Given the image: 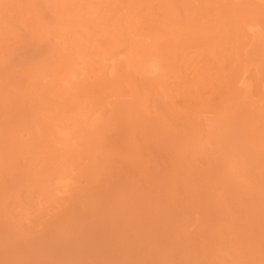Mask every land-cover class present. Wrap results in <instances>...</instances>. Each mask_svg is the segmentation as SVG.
Segmentation results:
<instances>
[{
  "label": "bare ground",
  "instance_id": "1",
  "mask_svg": "<svg viewBox=\"0 0 264 264\" xmlns=\"http://www.w3.org/2000/svg\"><path fill=\"white\" fill-rule=\"evenodd\" d=\"M136 1L135 5H131L132 8L139 6L140 11L144 9L143 13L146 16H144L146 21L142 29L144 31L134 35L138 34L136 37L140 36V38L132 37L134 32L131 36V30L129 31L128 24L126 25L133 18L126 19L125 15L117 14L113 7L110 19H107L104 24H111L110 28L114 27L112 30L106 29L110 32L107 31L105 40L102 42L104 51L100 52L102 53L100 57L99 52L92 55L85 52L83 54L82 48L89 46L88 33L83 38L84 43L82 42L81 46L77 44L79 48L77 45H75L77 47L68 48L69 45L59 41L47 43V47L44 48V50L47 48L45 57L51 65L47 66L44 73H41L43 80L39 78L40 76L42 78V75L36 79L33 93L39 97H35L39 100V102L36 100L38 105L45 110L50 105H60L57 103L64 105V102L68 104L71 102L75 113L71 115L72 119L70 117L67 121L71 120L69 122L72 127L69 122H62L65 121L64 118L61 121L63 124L60 123L63 126L59 124L60 128L56 125L54 128L50 127L48 123V125L41 124L36 129H33L36 126L32 128L31 125L32 129L26 125L16 130H13V127L9 128V125L5 126L6 128H0V217L7 215L8 226L10 223L15 224L16 227L21 224L16 228L20 233H22L21 227L34 228L39 236L34 232L36 236L32 242H37L39 246L41 242L40 240L38 242V237L40 239L48 232L55 246L58 243L57 238L61 239L60 247L62 248L66 245L67 238L73 237L71 235L76 229H79L78 232L81 233L88 226L92 228L96 224L93 230L99 227L98 230H100L104 226L105 230L110 228L112 230V227H115L120 220H122L120 225L126 229L125 232L130 231L134 234L132 237L147 235L155 238L156 236L155 239L159 241L162 236L157 225L162 226L164 233H166L165 230L168 233L169 228L177 229L179 225L177 222L185 218L174 222L171 217L176 210L171 217L168 213L167 216L170 217H167L168 222L176 224L174 226L171 223L173 226L169 225V227L168 222L165 221L167 213H163L169 210V208L166 210L165 204L174 202L175 197L172 196L174 187L171 183L179 184L176 178L174 179V175H181L182 180L185 179L183 183L190 186V188H184L183 185L180 188L181 192L188 189L195 194L189 193L191 194L189 195L182 192L185 197L184 208L187 207L188 211L206 207L209 209L208 207L214 204L216 208L218 207L217 212L213 213V207H210L213 212L206 210L215 215L218 213L216 220L220 219L222 222L227 220L228 216L232 221H235L234 218L239 220L244 218L241 221L245 224L244 226L241 224L242 229L238 231L242 230L241 237L253 244L252 247L250 244L249 246L247 243L244 244L242 264H260L259 256H257L260 247L258 241L261 239L264 241V0ZM114 2L117 1L114 0ZM128 7L130 6L127 5L124 10L129 13ZM124 10L121 9L122 12ZM131 10L130 12L133 13L137 8ZM88 25L91 26V23L87 24L86 28ZM139 33L143 34L139 35ZM121 52L125 56L121 58L122 60L117 59V56L122 55ZM83 55L90 56L89 60L88 58L86 60L89 65L94 64L93 70L90 66V71H87L88 65L81 62L83 69L87 68L82 70L77 61H82L85 58ZM91 60L94 61L91 62ZM7 66L3 68L7 70ZM87 95L90 96L86 98ZM83 96L84 104L80 100L83 104L81 105L79 98ZM51 128L54 131L59 129L55 131L58 135L53 133ZM22 133H25L26 137ZM177 179L180 181L178 177ZM165 183L170 184V188L173 187L168 189L171 191L164 189ZM36 189L39 190L38 197H35ZM53 189L57 192H53ZM23 191L27 194H23ZM163 192L167 197L168 192L171 193L169 194L170 197L172 196L170 202H167L170 197L165 199ZM217 192L222 195L219 196L220 193L218 195ZM192 194L195 196L194 199ZM185 195L191 196L193 200L196 197L198 199L188 204L186 201H190V197L188 200ZM26 197L34 201L31 207L35 203L34 206L37 209L35 207L34 210L29 205L28 207L25 205V201L29 203ZM178 200L176 201L181 202ZM9 201L13 202V209L8 208L9 212L12 213L18 208L13 214L16 219L17 217L23 219L22 223L27 224L26 226L19 223L20 219V221H17L18 219L13 221L14 215L7 213ZM180 206L176 205L174 208ZM19 208L25 210L20 211ZM60 208L62 210H58ZM218 209L221 210L218 212ZM243 210L245 212L242 216ZM171 211L168 212L172 213ZM200 211H198L199 214L202 213ZM226 211L227 213H224ZM163 215L165 218L161 221ZM170 219L172 221H169ZM174 219L176 220L177 217ZM4 221L0 222V227L5 226ZM232 221L230 224L233 223ZM241 221L234 223L240 224ZM187 222H189L188 219ZM41 225L45 226L48 232L44 228L40 230L38 227H42ZM83 225H86V228ZM117 226L115 229L118 228ZM123 226L118 229L123 231ZM13 227L11 230L14 232L16 229L14 230ZM36 228L39 229V233L35 230ZM91 228L88 227L87 230ZM172 229L169 234L172 236L178 234V232L172 234ZM70 230L74 232L70 233ZM6 232L8 234L7 230ZM65 232L69 233L68 237L67 234L64 236ZM111 232L113 233V230ZM111 232L109 231L108 234ZM115 232L112 236L118 231ZM98 233L101 236L103 234L99 231ZM122 233L120 232L121 235ZM0 234V239L6 236L5 231L3 233L0 231ZM47 235L46 240L42 238L45 244L48 240ZM108 236L105 237L106 241ZM120 236L117 235L122 241L125 236L122 239ZM20 237L18 239L22 238ZM7 238H9L7 242L3 241V248L0 242L2 257L8 253L10 257L17 255L10 250V247L14 251L18 249V254L22 247V257L26 258L24 255L27 254L28 259L32 251L34 253L36 250L32 248L33 245L36 246V243L33 244L31 240V249L30 244L27 245L31 250L28 254L26 240H22L25 245L19 243L21 244L19 248L15 244L16 249L15 246L12 247L16 240L12 241L10 236ZM148 239L149 248L146 246L145 250L151 248L152 240ZM250 239L255 241H249ZM105 240L101 243L102 239H100V245L104 244ZM119 240L116 241L119 243ZM124 240L122 243H126V238ZM111 241L112 239L108 242ZM50 242L44 246H48ZM115 243L113 240V244ZM136 244L134 243L135 246ZM39 246L37 245V251L41 253ZM7 247L11 252L6 253ZM40 247L43 248V246ZM53 247L50 248L53 250L52 253L55 252ZM102 247L103 245L100 248ZM138 247L142 251L140 249L143 247L142 244ZM69 248L70 246L63 251ZM104 248H107L106 245L102 249ZM131 248L134 251L133 247ZM44 249L46 252L48 248ZM145 250H143L144 254ZM100 251H98L99 254ZM127 251L130 252L129 249ZM42 254H44L43 251ZM45 254H48L47 257L49 254L52 255L51 252ZM19 256L15 258L21 260L22 257L19 258ZM129 256L127 252L126 258ZM10 257V260L7 258L9 263L13 259ZM34 257L37 258L34 255L31 259L34 260ZM44 257L45 260L46 256ZM96 257L99 259L101 256ZM15 258L14 261H16ZM107 258H111V261L115 258L116 261L119 259V257L112 259L110 256ZM4 261L7 262L6 258ZM34 261L39 262L37 259ZM119 261L120 259L117 264ZM99 262L100 260L98 264Z\"/></svg>",
  "mask_w": 264,
  "mask_h": 264
},
{
  "label": "rangeland",
  "instance_id": "2",
  "mask_svg": "<svg viewBox=\"0 0 264 264\" xmlns=\"http://www.w3.org/2000/svg\"><path fill=\"white\" fill-rule=\"evenodd\" d=\"M115 1H117V2L115 3L114 0H110V1L109 0H0V82H1L0 83V85H1L0 86V128H3L5 126L8 127L7 125H9V128L13 127L12 129L16 130V128L18 129V127H21L23 125H24V127H25V125L27 127L31 125L32 128L36 126L35 128H33V129H36L41 124L44 125L47 123L50 124V127L53 126V128H54V125H56V127L59 126V124L61 123L62 120H64V118H65V121H62L64 123H66V122L68 123L69 121H71V120L67 121L68 119H70L71 115L75 113L74 107L72 106V104H70L71 102H69V104L64 102L65 103V104L63 103L64 105H62V103H57L60 105H50L48 107V109L45 110V108H43L42 106L40 107L38 105L39 100L36 98H39V97L38 96L36 97V94L33 93L34 87H35L34 83H35L36 79L40 75H42L41 73L45 72V69L48 68L47 66L50 67V65H51V63H49L50 61H48L45 57V55H46L45 51L47 48L45 50H44V48L47 47V45H48L47 43H53L55 41L56 42L57 41L62 42L65 45H69V46L71 45V47L68 46V48H73L77 44H79L81 46L84 43L83 41H85V40H83V38L88 33L90 36V39L88 40L89 46L82 48L83 54L85 52V54L90 53L92 55L94 53L98 54V52H99V57H100V55L102 56V53H100V52L104 51V50H102V42L105 40V36L107 35L106 34L107 31L110 32L109 29L112 30V28L114 27L113 26L112 28H110L111 24H108V25L104 24L107 19L108 20L110 19L113 7H115L117 14L125 15L126 19H127V17H130V20H131V18H133V20L129 21V23H126V22L125 23H126V25L128 24L127 27L129 28V31L131 30L130 31L131 36L133 34L132 32H134L132 37H135L137 39L140 38V36L136 37V36H138V34H136V36H134V35H135V33L139 32V31L141 33V31L144 27L143 23H144V21H146L145 13H143L144 9L142 11H140L138 8L139 6H138V7H136L137 8L136 12L133 11L136 8L133 7L134 8L133 9L131 5H133V4L135 5V3L138 2L136 0H134V2H132V0H124L123 2H122V0H115ZM109 2H111V3H109ZM128 3H130V5ZM109 5H111V6H109ZM127 5L130 6V7H128L129 13L126 12V10H124V8L127 7ZM117 8H119V9H117ZM120 8L123 9L124 11L122 12ZM130 10L133 11V13H131ZM55 11H56V13H55ZM124 12H126V14H124ZM54 13H55V15H54ZM131 16H134L136 21H135L134 17H131ZM89 20H90L91 26L88 25L89 28L87 26V28H88V31H87L86 25L90 24V23H88ZM144 25H145V23H144ZM107 28H109V29L106 30ZM140 33H139V35L143 34V33L142 34H140ZM79 45H77L78 48H79ZM77 46H75V47H77ZM80 52H81V50H80ZM82 52H81V54H82ZM84 57L85 58L82 61L81 60L77 61L78 64L81 65V67H82L83 65L81 62H85L86 66L88 65L87 66L88 69L85 67L87 69V71L89 70L90 66H92V69L91 68L90 69L93 70L94 64L92 63V65H89L88 64L89 62H87L89 60L90 56H88V57L84 56ZM86 58H88V60H86ZM118 58H120V59L125 58V56L122 53V55L120 54L119 56H117V59ZM93 61L91 60V62H93ZM1 63L3 66L1 65ZM5 63L7 65L8 64L9 65L7 66ZM6 66H7V70L5 68H3ZM84 69L82 67V70H84ZM110 69L111 68H109V70ZM132 69L134 71V68H132ZM39 78L41 80H43V75H42V78H41V76ZM36 91H38V90H36ZM100 92H102V91H100ZM88 96H90V95H87L85 97L87 98ZM97 96L98 95H96V97ZM82 99L84 100V96L82 98H79V101ZM94 99H95V97H94ZM36 100H38V102ZM83 100H82V102L84 104ZM87 102L88 101H86V103ZM80 103H81V101H80ZM83 104L81 103V105H83ZM69 105H71V106H69ZM87 107L88 106H86V108ZM70 109H72L73 113ZM71 119H72V117H71ZM61 124H63V123H61ZM61 124H60V126H61ZM69 124H71V122H69ZM2 125H4V126H2ZM31 126H30V129H32ZM60 126H59V128H60ZM111 126L113 127V125H111ZM111 126H109V127H111ZM70 127H72V124L70 125ZM20 129H22V128H20ZM23 129H25V128H23ZM58 130L59 129H55V131H58ZM55 131L53 130L52 132L54 133ZM19 133H20V131H19ZM56 133L58 135V132H55V134ZM22 134H20V135L22 136ZM23 135L25 136V133ZM54 137H55V135H54ZM198 160L199 159H197V161ZM174 162H175V160H174ZM175 164H176L175 166H177V163H175ZM202 167H204V165ZM199 169H200V167H199ZM177 177L179 178L180 181H178ZM172 178L173 177H171V179ZM174 179L177 180L176 182L179 183V184L177 183L178 185H174V182L173 183L169 182V181H171L170 178H169V181L168 180L167 181H168V183H171L172 186L174 187V189H172V192H173L172 196L175 197V198L173 197L174 202L176 200H178L177 198H179L178 201L181 200V202L176 201L174 203L171 201L172 204L168 205L167 202H170V200H172V196L171 197L169 196V194H171L170 192H168L169 193L168 197L166 195L164 196V192H165L164 191L163 196L165 197V199H167L169 197H170V199H168L169 201L164 199V202L167 204H165L164 202L163 203L165 204L166 210H167V208H169L168 211L172 210L171 211L172 213H170L168 211L165 212L163 206H162L163 207L162 209L164 211L163 212L164 214L167 213L166 218L169 216L171 217L172 216L171 214H173V211L176 210L174 215H176L177 219L176 220L174 219V218H176V217H174V215H173V217H171V218H173L172 220L174 222H176L177 220L179 221V219H183L185 217L182 221L180 220V222H177V225L178 224L182 225L184 222L183 226L185 225V227L178 225L177 226L178 228L175 227L177 229L169 228L171 225L173 226V224H174V226H176V224L173 222H171L173 224L168 222V219L170 217L166 219L165 215H163V218L161 217V221L165 218V221L168 222V226L169 225L170 226L168 227L165 224L166 227H168L169 229L166 228L165 226H163L164 228L168 229V233H167V230H165V229L164 230L166 233H164L163 229H161L162 226L160 227L159 225H157V229L159 228L158 230L160 232V236H162V238L160 236H158V238L159 237L161 238V239L159 238V241L157 239H155V238H157L156 236H155V238H153V236H151L152 239L150 236H147V235H146L147 239H146V236L140 237L137 235V237H136V235H135L132 237V235H134V234L130 233V231L128 233L125 232L126 229L124 228L123 225H120V223H122V220H120L118 222L119 224L118 223L117 224L120 225L121 227L123 226V228H122L123 231L119 230L121 227L119 228V226H117V224H115V222L113 224H115L119 229L118 228H117L118 230L115 229L116 226L115 227L113 226L114 228L112 227L113 233L115 231H118L117 234H114L116 239L114 238V236H112L113 233L111 232L112 231L111 228L109 230L108 229L105 230V226H104V228L101 227L103 230L102 229L98 230L100 227L99 228L97 227L98 229L93 230L96 228V224H94L95 226L92 228L90 226H88L89 225L88 224L87 226L89 228H91L92 230L91 229L87 230L88 229V227H87V229H84V232L80 230L81 233H79L78 232L79 229L77 230L76 229L77 227L74 226V227H76L75 228L76 231L74 229L75 233H73V235H71L74 238L70 237V236H69L70 237L69 239L67 238L65 244L66 245L68 244V246H70V248L68 250H65V251H63V249H67L68 246L63 245L61 248L60 247L62 245L61 239L59 240V238H57L58 239L57 242L59 243V241H60V243H59V245L57 243L58 247L55 246V243H53V239H51L50 235L48 234L49 233L48 229L46 230L45 229L46 227L43 225H41L42 227L37 226L38 228H40V230H41V228L42 229L44 228L45 231L48 232L47 233L48 235L44 234V236L42 235V238H44L46 240L47 238H45V237L47 235L48 240H50L52 243L48 240H47V242H50V244H52V245L50 246V244H48V246H44L45 240L43 243L42 238L39 239V237H38V239H37V237H36L38 242L40 240V242H41L40 246H43V248L40 247L39 244H37V242H35L36 246H34L33 244H35V243H33L32 240L33 241L35 240L34 237L36 235H38V234H36L37 232L34 231V228H32V229L29 228L30 230L27 229V226H26L27 224L22 223L23 219L21 220L20 218L17 217V219H18L17 220L15 218V215L13 213L16 209L18 210V208L14 209V211L12 210L13 211L12 213H11V211L9 212V209H11L13 207V204H12L13 202L9 201L8 205H7V209H6L7 213H10V215H12V216L14 215L13 216L14 218H12L13 221H16V220L20 221L21 220V222H19V223L24 224L26 227H24V225H23L24 228L21 227L22 231L21 230L20 231L22 233H20V232H17L19 229L17 230L16 228H18L21 224L18 225L17 227L15 224H13L15 226V227H13L12 223H10L9 226L10 227L12 226L14 230L16 229L14 231L15 232L14 233L11 230L12 227L10 228L8 226L9 220L7 219V215L6 216L4 215L5 217L2 215L5 219L1 216L0 222H3L4 220L7 219L6 221H4L7 223V226H6V223H4L6 227L4 225H2V227H0V231H2V233L5 231V234L7 233L6 230L8 231V234H6V236L4 238L0 239V242L2 244V248H3V243H4L3 241H6L7 239H9L7 237L10 236L13 238V239L11 238L12 241L16 240L15 243L13 242L14 245L13 246L11 245L12 247H14L16 244V246L18 245V248H19V246L21 245V244L19 245V243H24L23 241L26 240V242H27L26 248H28L29 246H27V245L30 244V249H31V243H30V240H31V242L33 243L32 248L34 247V249H36V250L34 251V253L32 251V255H31L30 254L31 250L28 248L29 251H27V249H26L28 254L31 255V256L29 255V259H28V257H27L28 255L26 254V251L24 252L26 254V255H24V256H26V258L22 257V255H23L22 247H20V249H19V254H18V249L16 246L15 247H16L17 251H14V249H11V247H10V250L13 251L14 253H16L17 255L11 256L13 259H11V263H9L10 261H8V259L10 257L9 256L10 253H8V252H11V251H8V249H9L8 247L10 246L9 245L7 247V252H6V253H8L7 255L5 254L2 257V254L0 253V255H1L0 258L2 259V260L0 259V262L2 261L1 264H4V263L5 264L6 263L7 264H14L13 262H16L15 264H53V263L54 264H98V261L100 260V262L102 264L103 263L107 264V262H109L108 264H110V263L114 264V262L116 261L115 257H119L120 261L118 264H122V263L124 264V262L126 264H242L243 254H244L243 249L245 247L244 244L246 245V243H247L248 246H249V244H250V246L253 244V243L246 241L245 238L241 237L242 230L238 231V230L242 229L241 227H242V225L244 226L245 221H243L244 224H242V221H241L242 218H240V220L236 218L237 220H239V222L241 221V223L238 224L239 222L235 218L233 219L235 221H232V219L229 216H228L229 218L226 217L227 220L226 219L222 220V222L219 218L218 219L220 221L216 220L218 217L217 216L218 213H216V215L213 213L217 212L218 207L216 208L214 204L212 206H210V207H213L214 212H213V209L210 210L211 209L210 207H208L209 209H207V207L205 209H203L201 207H200L201 209L196 208L197 211H196V209L190 210L192 205H191V207L189 206L190 211H188L187 207L184 208L185 207V205H184L185 204L184 203L185 197H184L183 193L184 194H189V193L194 194V192L192 190L190 191L188 189H186V190L184 189L185 187L190 188V186L186 185V183H183L185 181V179L183 178L184 179V181H183L181 175H179V176L174 175ZM176 182H175V184H176ZM166 183L164 185L167 188L164 186L165 187L164 189L166 191H171V190H168L170 188L169 187L170 184L167 185ZM183 185H184V188H183L184 190L182 191L183 192L182 193L180 188L183 187ZM175 186L177 188L178 187L179 188L176 190ZM173 187H171V188H173ZM178 190H180V191H178ZM52 191L55 192L56 190L53 189ZM175 191H177V192L175 193ZM185 191H188V192L185 193ZM35 192H36L37 196H35V195L34 196L38 197L39 190L36 189ZM217 193L219 195L220 192H217ZM23 194H27L26 191H23ZM23 194H22V197L24 198ZM175 194H176V196H175ZM193 194H192V196H193ZM189 195H191V194H189ZM214 195H217V194H214ZM221 195L222 194L220 193L219 196H221ZM188 197H190L189 198L190 201H186L188 204H189V202L194 203V201L196 199H198L196 197L195 200H193L195 196H193V199L191 196H188ZM188 197L186 196L187 199H188ZM27 199H28L30 204L27 201H25L26 204L25 203L24 204L26 206L29 205L31 207L33 200L30 199L31 200L30 201L29 198H27ZM35 199L34 200L38 202V199L37 198H35ZM191 200L193 202H191ZM187 203H186V206H188ZM9 205H10V207H9ZM34 205H36V204L34 203ZM34 205L31 208L34 209L36 207ZM166 205H168V206H166ZM172 205H175V206L181 205L182 207L180 206V207L174 208L175 206H172ZM193 206H194V204H193ZM23 208H19V210L20 211H21V209L25 210ZM171 208H174V209H171ZM36 209H37V207H36ZM177 209H178V211H177ZM202 209L204 211H202ZM206 209L212 211L213 213L209 212V211L207 212ZM247 209H245V210H247ZM58 210H62V209L60 208ZM184 210H185V212H184ZM219 210H221V209H218V212H219ZM198 211H200V213L201 212L202 213L199 214ZM176 212L178 213V215ZM190 212H193V213L191 214ZM243 212H245V211L244 210L242 211V214H241L242 216L244 214ZM168 213L170 214L169 216H167ZM224 213H227V211ZM55 214H56V212H55ZM182 215H183V217H181ZM19 216H21L20 213H19ZM179 217H181V218H179ZM189 217H192V218H189ZM14 219H16V220H14ZM47 219H49V218H47ZM187 219L189 220V222H187ZM229 219H231V221L233 223L234 222H238V223L237 224H235V223L230 224L231 221L228 222ZM24 220H25V218H24ZM172 220L170 219L169 221H172ZM51 223L52 222H50V224ZM108 223L110 224V221ZM48 224L46 225L47 228H48ZM228 224H229V226L231 225L229 229L236 228L237 231H236V229L235 230H229ZM234 225H236L237 227ZM81 227H82V225H81ZM107 227L108 226H106V228ZM8 229H10L11 232ZM170 229H172V231H173V233L171 232L172 234H175V232L176 233L178 232V234L172 236L171 234H169V231H171ZM179 229H180V231H179ZM35 230H38V233H39V229L36 228ZM107 230H108V232L109 231L111 232L110 233L111 235L108 234ZM181 230H182V232H181ZM74 231L70 230V233H72ZM98 231L103 233L102 236H101V234L99 235ZM161 231H162V233H161ZM23 232H25L26 234ZM34 232L36 235L34 234ZM106 232H107V234H106ZM120 232H123L124 234L125 233L126 234L124 235L122 233V235H121ZM41 234H40V237H41ZM65 234H67V233L65 232L64 236H65ZM166 234H169V235L167 236ZM239 234H240V236H239ZM26 235H28V237ZM68 235H69V233L67 234V237H68ZM117 235L122 236V237L120 236V239H122L125 236V238L127 240L126 243L125 242L122 243V241H125L124 240L125 238H123L121 241V240H119V237H117ZM127 235L130 236V238ZM163 235H165V237H163ZM30 236H31V238H30ZM92 236H94V237H92ZM106 236H108L107 241L105 240ZM0 237H1V234H0ZM18 237H20L21 239H18ZM89 237H90V239H89ZM102 237H104V238H102ZM95 238H96V240H95ZM98 238H99V240H98ZM127 238H129V239H127ZM132 238H134V239L136 238V240H134ZM138 238H139V240H138ZM141 238H142V240H141ZM148 238H150V240H152L151 243L152 244L154 243V244L153 245L151 244L150 250L149 249L145 250L146 246L148 247V240H149ZM57 239H55V240H57ZM100 239H102L101 243H103V240H105V242H108L112 239V241L110 243L109 242L107 243L109 246L108 247L107 244H105V242H104V244L100 245V242H99ZM117 239L119 240V243L116 241ZM244 239L246 242L244 241ZM63 240H64V237H63ZM80 240H81V242H80ZM113 240L118 244H116V243L113 244ZM133 240H134V242H132ZM145 240H146V243H144ZM130 241H131V243H128ZM135 241L137 242V244ZM249 241L253 242L255 240L250 239ZM47 242L45 245H47ZM97 242H98V244H97ZM140 242L143 246L142 248H140V249H142V251L138 249L139 248L138 246L141 247ZM134 243L136 244V246L134 245ZM138 243H139V245H138ZM258 243H259L260 247H259V252L257 253V256H259L260 264H264V241H263V239L259 240ZM11 244H12V242H11ZM112 244H113V248H112ZM130 244H132V245H130ZM23 245H25V243ZM37 245L39 246L41 253H40V251L39 252L37 251ZM89 245H92V246H89ZM102 245H103V247L106 245V247L108 249L110 248V250H108L107 248L102 249L103 247L100 248ZM122 245H124V246H122ZM53 246H55V247H53ZM116 246H117V248H116ZM126 246H128L127 249H129L130 252L127 251ZM0 247H1V245H0ZM4 247H5V245H4ZM45 247H46V249L48 248L49 250L51 247H53V249L55 248V252L52 253L53 250L48 251V249L45 252V249H44ZM91 247L93 249H91ZM123 247H125V250H123ZM131 247H133L135 252L132 250ZM23 248H24V246H23ZM56 248H57V250H56ZM96 248H98V249L95 250ZM115 248L117 249V251ZM120 248H122V249H120ZM88 249L89 250L91 249V250L89 251ZM105 249H106V251H104ZM137 249H138L139 253H138ZM5 250H6V247H5ZM20 250H21V252H20ZM99 250H101L100 254L98 253ZM111 250H112V252H111ZM118 250H119V253H118ZM121 250L124 252V256H123V252H121ZM143 250L146 251L145 254H144ZM42 251L44 254H42ZM50 252L52 255L50 256V254H49V257H47L48 254H45V253H50ZM79 252H81V254ZM93 252L96 253V255ZM103 252H106V253L102 254ZM108 252L110 254H108ZM114 252H117V254H114ZM127 252H128V255H130V256L126 258ZM2 253H3V251H2ZM14 253H12V254H14ZM20 253H21V255H20ZM92 254L94 257L92 256ZM118 254H119V256H117ZM120 254H122V256ZM141 254H143V255H141ZM34 255L37 256V258L34 257V260L37 259L39 262L41 261L40 263L35 262L34 260L31 259L32 256H34ZM42 255L46 256L45 260L43 259L44 256L42 257ZM58 255L59 256L61 255V256L58 257ZM105 255H107V256L105 257ZM17 256H19V258L22 257L21 260L16 259L15 257H17ZM96 256H98V257L103 256V258L99 257V259H98ZM109 256L112 257V259H113V257L115 259L111 261V258H109L110 260L107 258ZM38 257H39V259H38ZM104 257H105L106 263L103 262ZM5 258H6L7 262L4 261ZM14 258L16 259V261H14ZM41 258L43 260H41ZM22 259H23V261H22ZM30 259H31V261H30ZM60 260H62V261H60ZM118 260L116 261L115 264H117ZM122 260H123V262H122ZM126 260H127V262H126ZM18 261H20V262H18ZM100 262H99V264H101Z\"/></svg>",
  "mask_w": 264,
  "mask_h": 264
}]
</instances>
